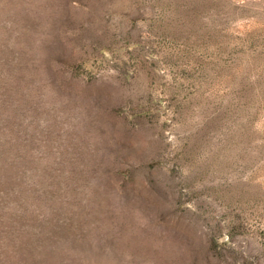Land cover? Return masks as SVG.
Returning <instances> with one entry per match:
<instances>
[{
  "label": "rangeland",
  "instance_id": "1",
  "mask_svg": "<svg viewBox=\"0 0 264 264\" xmlns=\"http://www.w3.org/2000/svg\"><path fill=\"white\" fill-rule=\"evenodd\" d=\"M0 264H264V0H0Z\"/></svg>",
  "mask_w": 264,
  "mask_h": 264
}]
</instances>
